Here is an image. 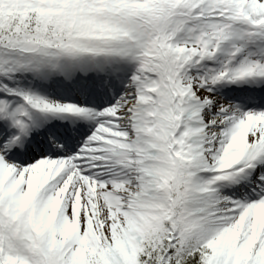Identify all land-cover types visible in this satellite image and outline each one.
Wrapping results in <instances>:
<instances>
[{"label":"snow or ice","instance_id":"6c2138e0","mask_svg":"<svg viewBox=\"0 0 264 264\" xmlns=\"http://www.w3.org/2000/svg\"><path fill=\"white\" fill-rule=\"evenodd\" d=\"M0 264H264V0H0Z\"/></svg>","mask_w":264,"mask_h":264}]
</instances>
